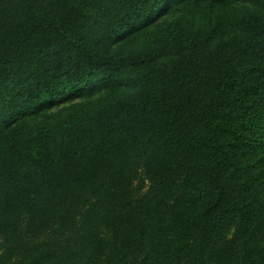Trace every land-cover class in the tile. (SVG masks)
Returning a JSON list of instances; mask_svg holds the SVG:
<instances>
[{
    "label": "trees",
    "instance_id": "16d2710c",
    "mask_svg": "<svg viewBox=\"0 0 264 264\" xmlns=\"http://www.w3.org/2000/svg\"><path fill=\"white\" fill-rule=\"evenodd\" d=\"M0 264H264V0H0Z\"/></svg>",
    "mask_w": 264,
    "mask_h": 264
},
{
    "label": "rangeland",
    "instance_id": "374dc122",
    "mask_svg": "<svg viewBox=\"0 0 264 264\" xmlns=\"http://www.w3.org/2000/svg\"><path fill=\"white\" fill-rule=\"evenodd\" d=\"M180 12H181L180 10H170L167 13H165L162 17H165L166 20H171V19L177 17L178 15H180ZM188 14H190V13L184 14V15H186V16H184V19H186V20L190 19ZM195 16L196 17H194V19H196L197 21H206L208 14L206 12H202L200 10H197ZM144 40H145V35L141 34L137 37H134V38L130 37L129 39H127L125 41H121V42L117 43L114 47L120 49L121 51H126L127 49L136 48L138 45L142 44ZM74 100H76V99H74ZM66 104H68V103L59 104V105H57V107H54L52 110H57L58 108H61L62 106L65 107Z\"/></svg>",
    "mask_w": 264,
    "mask_h": 264
}]
</instances>
